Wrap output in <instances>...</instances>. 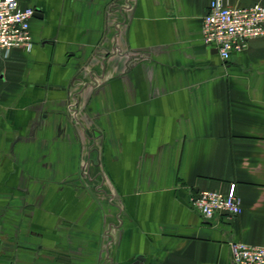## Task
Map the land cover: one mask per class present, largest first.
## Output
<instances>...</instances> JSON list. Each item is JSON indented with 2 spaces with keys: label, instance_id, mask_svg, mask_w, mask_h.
I'll use <instances>...</instances> for the list:
<instances>
[{
  "label": "crops",
  "instance_id": "obj_1",
  "mask_svg": "<svg viewBox=\"0 0 264 264\" xmlns=\"http://www.w3.org/2000/svg\"><path fill=\"white\" fill-rule=\"evenodd\" d=\"M18 1L38 15L32 49L0 60V264H233V242L264 246V36L225 63L203 41L211 0ZM203 191L242 213L203 218Z\"/></svg>",
  "mask_w": 264,
  "mask_h": 264
},
{
  "label": "built area",
  "instance_id": "obj_2",
  "mask_svg": "<svg viewBox=\"0 0 264 264\" xmlns=\"http://www.w3.org/2000/svg\"><path fill=\"white\" fill-rule=\"evenodd\" d=\"M38 10L22 7L18 0H0V60L15 49L30 51L33 47L32 20ZM264 36V4L236 7L225 0H211L203 19V41L216 50L221 60L229 62L233 55L244 52L251 40ZM72 116L77 104H68ZM192 208L207 219L217 216H239L242 201L235 194L203 191L190 200ZM233 264H264V246L233 242L230 245Z\"/></svg>",
  "mask_w": 264,
  "mask_h": 264
},
{
  "label": "rangeland",
  "instance_id": "obj_3",
  "mask_svg": "<svg viewBox=\"0 0 264 264\" xmlns=\"http://www.w3.org/2000/svg\"><path fill=\"white\" fill-rule=\"evenodd\" d=\"M108 219L107 218H105L104 219V221H103V226L104 225H107V223H108V221H107ZM88 225H89V223H87ZM85 236V238H84V242H87L88 240H90V238H89V236L88 235H84ZM73 239H75V238H73ZM100 256H103V254H102V250L100 251Z\"/></svg>",
  "mask_w": 264,
  "mask_h": 264
},
{
  "label": "water",
  "instance_id": "obj_4",
  "mask_svg": "<svg viewBox=\"0 0 264 264\" xmlns=\"http://www.w3.org/2000/svg\"><path fill=\"white\" fill-rule=\"evenodd\" d=\"M38 14L35 15L37 17ZM133 264H144V258L138 257L137 260Z\"/></svg>",
  "mask_w": 264,
  "mask_h": 264
}]
</instances>
